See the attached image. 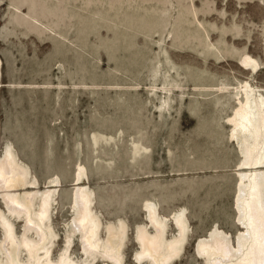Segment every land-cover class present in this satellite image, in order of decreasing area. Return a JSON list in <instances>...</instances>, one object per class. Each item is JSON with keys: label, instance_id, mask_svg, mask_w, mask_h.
Instances as JSON below:
<instances>
[{"label": "rangeland", "instance_id": "374dc122", "mask_svg": "<svg viewBox=\"0 0 264 264\" xmlns=\"http://www.w3.org/2000/svg\"><path fill=\"white\" fill-rule=\"evenodd\" d=\"M0 59V161L11 144L41 190L60 181L52 260L71 235L73 260L116 264L72 232L79 166L102 240L126 225L123 264H153L136 257L138 227L156 233L148 203L168 241L180 235L174 215L185 217L169 264H207L197 243L215 228L237 245L244 156L228 118L246 81L264 96V0H0ZM7 208L1 191L22 237L23 216Z\"/></svg>", "mask_w": 264, "mask_h": 264}, {"label": "bare ground", "instance_id": "6f19581e", "mask_svg": "<svg viewBox=\"0 0 264 264\" xmlns=\"http://www.w3.org/2000/svg\"><path fill=\"white\" fill-rule=\"evenodd\" d=\"M1 62L0 59V76ZM241 63L254 70L260 67L258 61L248 54L241 58ZM241 88L239 105L228 119L234 125L231 135L238 142L244 156L238 164L240 169L237 170L239 184L236 204L239 210L238 221L245 229L239 232L237 245L233 243L231 234L220 228L212 230L210 236L199 238L197 250L206 257L207 264H264V96L258 94L250 82L246 81ZM10 145L0 161V192L2 191L9 213L23 216L25 229L24 235L18 237L12 216L0 211V224L4 231V239L0 242V264H90L89 257L76 261L69 255L73 243L71 235H68L69 243L60 258L52 260L57 235L50 224L51 208L58 191L59 178L50 179L45 189L41 190L36 178L29 179L28 168L20 162ZM79 169L76 173V216L72 232L81 233L82 249L93 259L100 254V257H107L116 264H123L126 225L123 223L120 228L115 225L107 226L108 238L102 240V222L93 210L92 194L83 183L85 167L79 166ZM147 206L152 221L149 220L156 233H150L145 226L138 227L137 238L141 249L136 257L153 264H169L183 251L188 229L185 217L182 212L174 215L180 227V235L168 241L166 219L159 217L153 203H148ZM31 231L36 237L33 233L30 234ZM24 251L26 258L23 256ZM88 254L84 255L89 256Z\"/></svg>", "mask_w": 264, "mask_h": 264}]
</instances>
